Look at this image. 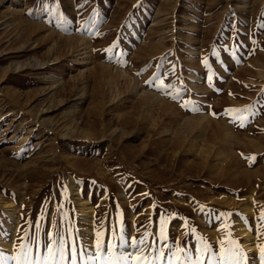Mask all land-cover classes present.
I'll return each mask as SVG.
<instances>
[{"label": "rangeland", "instance_id": "1", "mask_svg": "<svg viewBox=\"0 0 264 264\" xmlns=\"http://www.w3.org/2000/svg\"><path fill=\"white\" fill-rule=\"evenodd\" d=\"M73 241L264 264V0H0V264Z\"/></svg>", "mask_w": 264, "mask_h": 264}, {"label": "snow or ice", "instance_id": "2", "mask_svg": "<svg viewBox=\"0 0 264 264\" xmlns=\"http://www.w3.org/2000/svg\"><path fill=\"white\" fill-rule=\"evenodd\" d=\"M85 2H87V0H85ZM113 47H115V45H113ZM111 49H106V51H110ZM174 71V69H173ZM158 87L161 88H169L171 87V85H165V84H160L158 85ZM170 94V93H169ZM229 112L231 111H244L243 109H237V110H232L229 109L227 110ZM243 126V125H241ZM254 159V158H253ZM66 191V189H65ZM28 233H25V237H28ZM103 233H98V237L102 236ZM148 235L150 234H146L143 238L136 240L133 239L131 241V246L133 248H135L138 252L143 251L139 246L140 245H146V242L148 240ZM61 241H63V237L60 238ZM161 239L162 240H166L167 237L163 234V231L161 232ZM121 241L122 242H126L124 241L123 236H121ZM53 244L56 243L55 240L52 241ZM230 244L233 247H230L227 251H228V256L226 257L227 259H229L230 261L233 262V264H246V257L245 254L243 252V249L238 248V246H236V242L235 241H231ZM115 245L112 243H108L107 247L112 248ZM95 249L97 252H103L104 248H105V243L101 240V239H97L96 243L94 245ZM75 248H76V242L73 241L72 245L69 247L67 244L62 243L61 248L60 249H53L51 246L48 247V251H49V255L47 257H45V261L46 264H56V252L59 251L60 253V261L62 262H66L67 261V256L65 255V251L70 252V253H74L75 252ZM32 249L29 246V244L27 243H21L20 245V251L17 252V254L12 257V259H15L16 261H27L30 259V253H31ZM184 251L183 249H177V252H174L171 254L170 260L174 257H176L178 252ZM203 251H201V257H198L196 260L192 261V258L190 256H184L181 257L180 259L183 260H188L191 261L192 264H202V256H203ZM261 257L262 260H264V250H262L261 252ZM91 260L94 261H101L102 257L101 256H92L90 257ZM125 261V264H152V262L154 260H161L163 259V253H161L160 256H156V257H151L149 258L147 255H139L137 256L135 253H128L127 255H125L122 258ZM109 264H111V262H109Z\"/></svg>", "mask_w": 264, "mask_h": 264}, {"label": "bare ground", "instance_id": "3", "mask_svg": "<svg viewBox=\"0 0 264 264\" xmlns=\"http://www.w3.org/2000/svg\"><path fill=\"white\" fill-rule=\"evenodd\" d=\"M72 192H73V195H74V196H77V197H78V194H79V193H78V191H77L76 185H73V187H72ZM8 208H9L10 212L14 213V212H13V211H14V208L12 207V205H9ZM91 211H92V208H91V206L88 205V203L83 204V212L85 213V214H84V215H85V219L87 220V222H88L90 225H92V212H91ZM12 219H13V225H14L12 228L15 229V227H16V223H17V219H16L15 217H13ZM240 232H241L244 236L247 237V240H246V242H245V246H246V248L253 249V250L256 249L254 243L252 242V239L249 238L250 234H249L247 228L242 227L241 230H240Z\"/></svg>", "mask_w": 264, "mask_h": 264}]
</instances>
